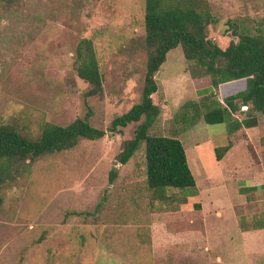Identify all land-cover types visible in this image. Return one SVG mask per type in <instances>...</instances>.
<instances>
[{"label": "rangeland", "instance_id": "rangeland-1", "mask_svg": "<svg viewBox=\"0 0 264 264\" xmlns=\"http://www.w3.org/2000/svg\"><path fill=\"white\" fill-rule=\"evenodd\" d=\"M204 1L209 35L221 46L242 32L264 33V0ZM143 38L144 0L0 4V123L36 137L45 123L65 126L89 113L90 125L105 130L140 101ZM82 39L92 42L102 96L85 99L89 86L76 75ZM155 79L161 113L150 134L180 140L199 198L167 188V201L151 200L144 144L127 164L118 162L136 124L81 139L1 188L0 264H264V229L239 224L264 215V117L232 134L202 121L176 123L185 102L213 88L180 47L167 53ZM228 143L216 164L214 149ZM242 183L263 188L243 193Z\"/></svg>", "mask_w": 264, "mask_h": 264}, {"label": "trees", "instance_id": "trees-1", "mask_svg": "<svg viewBox=\"0 0 264 264\" xmlns=\"http://www.w3.org/2000/svg\"><path fill=\"white\" fill-rule=\"evenodd\" d=\"M19 1L0 0V4ZM212 22L204 0H144L146 62L140 101L115 117L105 130L90 125L89 113L65 126L45 123L36 137L16 125L0 123V190L29 173L42 157L72 150L81 139L95 141L136 124L133 137L123 144L118 162L127 164L144 144L146 184L151 200L167 201V188L185 191L188 198H199L180 140L150 134L161 113L155 76L167 53L180 47L183 58L207 75L215 89L226 83L234 85V93L224 98L209 94L185 102L176 113V123L194 126L202 121L208 127H224L232 134L244 125L257 127L260 117H264V33L242 32L237 41L221 46L209 35ZM74 69L77 77L89 86L85 99L102 96L103 78L91 40L82 39L77 44ZM230 147L228 143L215 148V161H220ZM114 178L112 172L110 182ZM262 188L251 187L249 192ZM239 221L242 231L264 229V215L254 217L251 226L245 225L244 218Z\"/></svg>", "mask_w": 264, "mask_h": 264}, {"label": "crops", "instance_id": "crops-1", "mask_svg": "<svg viewBox=\"0 0 264 264\" xmlns=\"http://www.w3.org/2000/svg\"><path fill=\"white\" fill-rule=\"evenodd\" d=\"M209 85L211 86V84H209ZM207 86H208V85H207ZM220 91H221L222 94H220ZM233 93H234V85H233V83L222 84V85H220L217 89H215V88H206V86H204V87H202V88L199 90V92H198V94H199L198 99H200V98L203 97V96L209 95V94H216V95H218L217 97L224 98V97H226V96H228V95H231V94H233ZM198 99H197V100H198ZM244 122H245V120H244ZM244 124H245V123H244ZM259 124H260V119H259ZM259 124H258V126H259ZM221 128H224V127H221ZM250 129H254V128H248L247 125H244V126H242V127L240 128L239 131H245V132H248V130H250ZM211 148H213V146H211ZM203 151H204V148L199 147V155H200L201 158H202V162H203V157H202V153H203ZM226 155H227V152H226ZM226 155H225V156H226ZM218 162H219V161H218ZM218 162H216V164H217ZM252 183H253V182H252ZM252 183H251V186H252ZM242 185H244V187L241 189V191H242L243 193H247L248 190H249V188H250L249 183H242Z\"/></svg>", "mask_w": 264, "mask_h": 264}]
</instances>
